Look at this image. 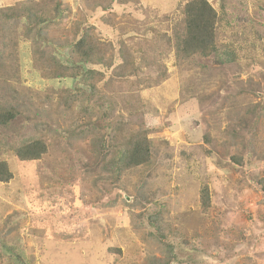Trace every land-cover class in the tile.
<instances>
[{"label":"rangeland","instance_id":"374dc122","mask_svg":"<svg viewBox=\"0 0 264 264\" xmlns=\"http://www.w3.org/2000/svg\"><path fill=\"white\" fill-rule=\"evenodd\" d=\"M102 1L0 0L17 9L0 16V106L17 113L0 264H264V0H209L216 52L190 57L191 0ZM91 36L99 58L76 49ZM141 131L149 161L115 171ZM37 140L38 160L17 155Z\"/></svg>","mask_w":264,"mask_h":264},{"label":"trees","instance_id":"16d2710c","mask_svg":"<svg viewBox=\"0 0 264 264\" xmlns=\"http://www.w3.org/2000/svg\"><path fill=\"white\" fill-rule=\"evenodd\" d=\"M121 1V0H120ZM127 0L121 2L127 3ZM98 3L104 7L102 0ZM24 5V4H23ZM20 5L19 7H22ZM60 5L57 3L55 11L59 15ZM16 8L0 9V16H7L11 20V13H14ZM183 20L181 29L177 33L176 54L179 57L188 56L199 53L203 56H208L216 52L215 47V23L217 13L209 3V0H191L185 4L183 10ZM49 22L47 18H39L37 23L42 24ZM41 35V30L39 31ZM38 34V35H39ZM37 35V36H38ZM88 43L81 39L76 44V49H80L81 53L87 58L96 56L99 58L105 52H108L105 47L97 42V38L91 36ZM124 47V46H123ZM120 49V57L127 55L126 48ZM84 49V50H83ZM2 55V53H1ZM61 75V74H60ZM59 75V76H60ZM15 108H6L0 106V127H5L11 124L16 119ZM46 153V146L41 141H34L28 145L20 148L17 155L23 160H38L43 154ZM119 160H114L112 167L115 171L122 169H132L143 164H146L150 159V143L147 137H142V131L138 136L133 137L125 146L124 150L119 152ZM117 173V172H116ZM13 178L12 172L6 162H0V182H8ZM205 197V196H204ZM207 202V196L205 197Z\"/></svg>","mask_w":264,"mask_h":264}]
</instances>
